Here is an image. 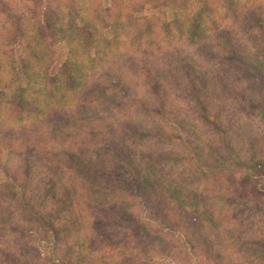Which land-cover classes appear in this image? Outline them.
I'll list each match as a JSON object with an SVG mask.
<instances>
[{
	"label": "trees",
	"instance_id": "1",
	"mask_svg": "<svg viewBox=\"0 0 264 264\" xmlns=\"http://www.w3.org/2000/svg\"><path fill=\"white\" fill-rule=\"evenodd\" d=\"M90 1L0 0V264H264V0Z\"/></svg>",
	"mask_w": 264,
	"mask_h": 264
},
{
	"label": "rangeland",
	"instance_id": "2",
	"mask_svg": "<svg viewBox=\"0 0 264 264\" xmlns=\"http://www.w3.org/2000/svg\"><path fill=\"white\" fill-rule=\"evenodd\" d=\"M5 1L9 2V1H16V0H5ZM98 1H99V3H102L104 6H107L108 3H109V0H98ZM79 3L81 5L82 9L84 10V13H83L84 17H90L89 9H90V6H91V1L90 0H79ZM23 4H24V2H23ZM63 5H64V8H63L64 9V13L66 14V18L64 20L63 27H64V29L66 31L65 33H70L71 32V28H68V26H69L68 25V21H69L70 16H69V13H68L66 2L63 3ZM27 12H28L29 17H30V15H32L34 13L33 7L30 6V8L27 9ZM144 14H148V16H151V17L152 16H158V18L162 16L160 12L156 11L155 9H151L149 7L147 8V11H144ZM166 16L169 19H172L173 16H174L173 10L169 9L167 11ZM31 20H32V18H31ZM30 31H32V29ZM75 45H76V47H78V49L80 51L82 50L80 42H78V43L76 42ZM126 45L127 44L124 43L123 45H121L116 50L119 51V52H123L125 47H126ZM68 52H69V46H68V44H67V42L65 40H62L60 42V44L57 46V59H56V63L54 64V67L52 68V71L56 70V68L59 66V64L63 63L67 59ZM39 64L41 65V63H39ZM14 166H15V162H14V160L11 159L10 154L7 153V152H3L2 162L0 163V183L3 182L5 180V178H6V174L4 173V169L10 168V170H13ZM144 217H146V219H149L148 215H147V211L144 214ZM172 260L175 261V262L181 261L178 256H176V257L173 256ZM172 260H170V261H172Z\"/></svg>",
	"mask_w": 264,
	"mask_h": 264
}]
</instances>
